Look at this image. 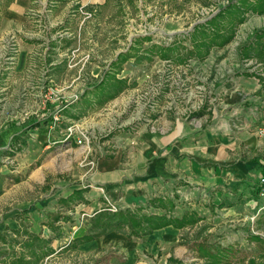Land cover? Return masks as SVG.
<instances>
[{"label": "rangeland", "instance_id": "obj_1", "mask_svg": "<svg viewBox=\"0 0 264 264\" xmlns=\"http://www.w3.org/2000/svg\"><path fill=\"white\" fill-rule=\"evenodd\" d=\"M12 1L0 0V22ZM236 2L30 0L22 30L0 35V135L19 134L0 139V264H264L263 171L255 186L228 185L171 163L154 179L152 157L146 175L126 176L143 195L130 206L88 180L102 158L135 169L137 136L166 135L164 120L219 126L210 118L227 110L226 82L264 74V59L243 50L264 14L242 7L229 43H210L237 21L224 11ZM21 39L33 54L19 73ZM192 213L183 227L144 223Z\"/></svg>", "mask_w": 264, "mask_h": 264}, {"label": "crops", "instance_id": "obj_2", "mask_svg": "<svg viewBox=\"0 0 264 264\" xmlns=\"http://www.w3.org/2000/svg\"><path fill=\"white\" fill-rule=\"evenodd\" d=\"M29 5L30 0H13L9 3L0 22V35L12 28L22 30L25 10ZM22 41L18 42L15 68L19 73L29 70L28 61L33 54V49H29ZM260 78L264 79L263 73L241 75L226 82L223 88V109L228 111L222 110L220 115L213 113L210 118L211 122L219 120V126L209 124L203 129H196L188 123L170 126V122L164 120V127L169 131L166 135L156 136L142 131L135 140L140 143L136 147H142V156L133 167L135 169H127L128 163L124 165L120 155L111 160L102 158L96 170L89 175L91 187L108 190L112 198L116 197L128 203V206L138 204L143 200V195L136 192L134 185H126V176L130 172L137 173L135 176H144L141 174H145L146 170L143 172L142 169L147 166L146 160L152 157L156 160L148 165V169L150 175L156 176L154 179L171 176V171L168 170L173 163L178 175L187 174L201 181L205 178L212 179L216 183L219 181L215 179L219 180L223 174L228 185H245L244 182H247L255 186L264 168V152L259 153L258 149L262 139H259L256 130L264 125V82ZM10 136H19L18 131L7 130L1 133L0 139L7 142ZM35 139L37 141L38 137ZM35 139L28 140L35 142ZM130 149L134 150V147ZM92 194L93 192L88 196Z\"/></svg>", "mask_w": 264, "mask_h": 264}, {"label": "trees", "instance_id": "obj_3", "mask_svg": "<svg viewBox=\"0 0 264 264\" xmlns=\"http://www.w3.org/2000/svg\"><path fill=\"white\" fill-rule=\"evenodd\" d=\"M242 7L250 10L252 12V14H256V15H263L264 14V0H237L236 4H229L227 7H225V12L226 10H228L229 14L231 15V17H236V15L238 17L237 21H235L234 19L230 20V27L226 30L228 33L227 34H223L221 36H216L212 39H210V43L211 44H219V45H224L229 43V41L233 38L234 35V31H235V25L237 26V24H241L243 22V16L241 13ZM234 12V13H233ZM241 15V16H240ZM225 32V31H224ZM216 39L220 40L219 42L216 41ZM205 47V45H204ZM250 50L251 52L253 50V52L255 53V55L258 58H263L264 59V29H262L261 31H257L254 35V39L252 41H249L247 43V45H245L243 47V50ZM250 52V51H248ZM261 82H264V79L260 78ZM262 86H264V84H262ZM263 173H264V168L262 169ZM172 205V203L170 204ZM162 207H164V205H161ZM194 213H192L191 215H184L181 219H171V220H166L164 216L162 217H145L144 223L147 224V222H149L150 224H152V229H156L162 226H166L168 224H174L177 227H183L186 223L190 224L192 223L195 219ZM130 216L129 214H120L118 216V221L116 224H121V223H125V225H128L130 223ZM160 220V221H159ZM157 221V222H155ZM148 223V224H149ZM114 223V225H116ZM136 228H141V225L139 226V223L136 222ZM131 227H129L131 232H135L136 230H133V226L132 224L130 225Z\"/></svg>", "mask_w": 264, "mask_h": 264}, {"label": "built area", "instance_id": "obj_4", "mask_svg": "<svg viewBox=\"0 0 264 264\" xmlns=\"http://www.w3.org/2000/svg\"><path fill=\"white\" fill-rule=\"evenodd\" d=\"M258 133L261 134V135H264V129L260 130Z\"/></svg>", "mask_w": 264, "mask_h": 264}]
</instances>
